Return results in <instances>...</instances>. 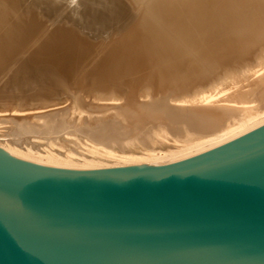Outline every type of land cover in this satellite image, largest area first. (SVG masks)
<instances>
[{
    "label": "bare ground",
    "instance_id": "bare-ground-1",
    "mask_svg": "<svg viewBox=\"0 0 264 264\" xmlns=\"http://www.w3.org/2000/svg\"><path fill=\"white\" fill-rule=\"evenodd\" d=\"M125 1L0 0V73L52 44L50 54L29 60L38 76L24 80V106L0 98V125L12 119L26 133H60L77 124L90 138L82 150L64 151L0 135L1 151L53 166L134 167L183 157L264 123V0ZM127 1L139 17L109 33ZM104 42L110 48L93 73L94 89H80L82 79L71 89L69 66L86 64L84 47Z\"/></svg>",
    "mask_w": 264,
    "mask_h": 264
},
{
    "label": "water",
    "instance_id": "water-1",
    "mask_svg": "<svg viewBox=\"0 0 264 264\" xmlns=\"http://www.w3.org/2000/svg\"><path fill=\"white\" fill-rule=\"evenodd\" d=\"M0 264H264V123L134 167L0 150Z\"/></svg>",
    "mask_w": 264,
    "mask_h": 264
},
{
    "label": "rangeland",
    "instance_id": "rangeland-1",
    "mask_svg": "<svg viewBox=\"0 0 264 264\" xmlns=\"http://www.w3.org/2000/svg\"><path fill=\"white\" fill-rule=\"evenodd\" d=\"M99 1L100 0H94L96 3ZM66 3L67 1H64L60 2L59 4L66 9L67 6L64 5ZM119 10L120 9H118V11ZM118 11L113 15V19L111 23H109V28L107 30L109 33L119 32L124 25L132 24L139 17V12L136 10V8H134L133 4L131 2L128 3V1L127 5L124 6V10ZM107 34L108 33L102 35V37H109ZM51 47L52 44H50L49 41L40 45V47L37 49H35V47L32 49L33 55H28L30 54L28 52L18 56V58L13 61L10 66L5 68V70L0 73V88L1 86L5 87L3 95L0 96L1 99H3L5 96L7 103H11L16 107L24 106L23 104L27 98V92L23 89L25 87L24 80L38 76V70L30 66L29 60L32 57L38 59L45 56L46 54H50ZM109 48L110 42H104L99 45L89 44L84 47V51L87 53L86 57L89 58V61L86 64H78V66H75L74 69H72L73 67L69 66V70L67 69L68 71H66L68 72L66 74H68V77H70L68 84L71 89L78 86V80L81 79L83 84L79 86L80 89L86 90V93H88L89 90L92 91L94 89V80L92 77L93 73L97 71L100 59H102L107 54ZM71 69L72 71H70ZM99 103L105 104L108 102ZM12 116L14 115H7L8 118H11ZM0 135L3 139H7L6 142L12 143L16 141L24 147L30 145L39 150H44L45 148H51L55 146L66 151L68 148L75 146L79 151L83 149L80 145L81 142L85 140L88 141V139L90 140V138L87 137L86 131H84L83 127L77 124H70L66 129L63 130V132L60 133L50 131L45 132L42 130L26 133L23 131V128L14 123L12 119H9L6 123L0 125Z\"/></svg>",
    "mask_w": 264,
    "mask_h": 264
}]
</instances>
